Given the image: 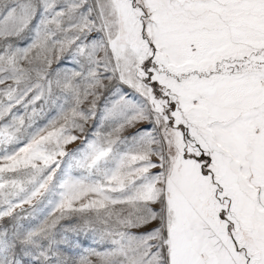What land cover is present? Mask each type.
Wrapping results in <instances>:
<instances>
[{
	"label": "snow or ice",
	"instance_id": "obj_1",
	"mask_svg": "<svg viewBox=\"0 0 264 264\" xmlns=\"http://www.w3.org/2000/svg\"><path fill=\"white\" fill-rule=\"evenodd\" d=\"M0 264H264V0H0Z\"/></svg>",
	"mask_w": 264,
	"mask_h": 264
}]
</instances>
